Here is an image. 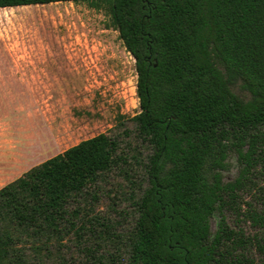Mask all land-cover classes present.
Here are the masks:
<instances>
[{
  "label": "trees",
  "instance_id": "1",
  "mask_svg": "<svg viewBox=\"0 0 264 264\" xmlns=\"http://www.w3.org/2000/svg\"><path fill=\"white\" fill-rule=\"evenodd\" d=\"M64 1L106 11L134 58L139 111L123 134L146 154L132 167L124 137L102 132L2 185L0 264H41L70 232L105 228L80 200H95L92 188L113 169L128 183L132 225L107 239L124 248L125 264H264V199L259 210L242 208L240 194L248 167L263 160L264 0H0V7ZM236 84L249 99L232 92ZM229 151L243 162L222 182ZM117 253L94 264L118 263Z\"/></svg>",
  "mask_w": 264,
  "mask_h": 264
},
{
  "label": "rangeland",
  "instance_id": "2",
  "mask_svg": "<svg viewBox=\"0 0 264 264\" xmlns=\"http://www.w3.org/2000/svg\"><path fill=\"white\" fill-rule=\"evenodd\" d=\"M14 16L0 22V40L4 42L0 46L22 51L43 48L44 82L29 86L27 91L17 75L10 78L7 69L0 67V187L28 168L102 132L124 137L121 152L130 166L137 167L146 148L123 134L124 129L132 130L129 118L139 111L134 58L124 49L106 11L84 2L64 1L32 5ZM24 72L30 77L36 70L29 67ZM6 90L7 98L3 99ZM231 90L243 100L250 98L237 84ZM117 115L124 116L120 123ZM260 153L263 160L248 167L242 179V208L249 202L259 210L264 199V151ZM241 162L229 151L225 168L219 171L221 181L234 180ZM92 191L95 200L86 196L80 202L90 217L107 226L91 224L81 232H70L59 243L49 245L41 264H94L96 257L114 252L119 255L114 264H125L124 248L107 238L123 234L132 225L128 183L119 169H113ZM226 220L231 226L236 222L233 215L227 214ZM215 225L213 216L211 231ZM244 228L250 232L247 223Z\"/></svg>",
  "mask_w": 264,
  "mask_h": 264
},
{
  "label": "crops",
  "instance_id": "3",
  "mask_svg": "<svg viewBox=\"0 0 264 264\" xmlns=\"http://www.w3.org/2000/svg\"><path fill=\"white\" fill-rule=\"evenodd\" d=\"M55 3V2H54ZM49 4V3H48ZM45 4H34V6H44ZM30 5H19V6H9V7H0V22H6V20H11L16 18L14 13L18 10L31 8ZM2 45L4 42L0 40ZM1 45V46H2ZM0 46V67L7 69L8 77L14 75L18 76V79L26 85L28 91L29 86L34 84L39 85L44 82V64H43V48L41 49H27V50H9L8 48H1ZM40 66V67H39ZM34 67L36 72H31L30 77H27V74L24 72L26 68ZM36 68H39L36 69ZM5 80V79H4ZM0 82H2L0 78ZM12 93V92H11ZM7 90L4 94V98H7ZM23 157V156H21ZM21 159L19 158V161Z\"/></svg>",
  "mask_w": 264,
  "mask_h": 264
}]
</instances>
